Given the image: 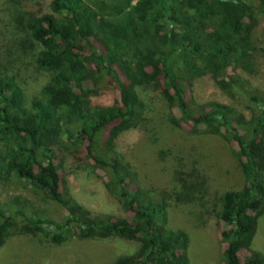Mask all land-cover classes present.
I'll return each mask as SVG.
<instances>
[{"label":"trees","instance_id":"1","mask_svg":"<svg viewBox=\"0 0 264 264\" xmlns=\"http://www.w3.org/2000/svg\"><path fill=\"white\" fill-rule=\"evenodd\" d=\"M259 16L264 0H50L47 10L11 14L36 48L35 66L50 79L27 107L16 76L0 70V180L24 182L59 215L25 199L0 202V248L16 232L54 245L71 237L119 238L138 247L111 264H189L188 236L168 227L166 200L142 187L114 149L142 115L137 89L153 87L173 126L232 146L244 185L219 199L224 264H264L252 249L264 214V92L239 75L252 73ZM202 76L229 98H245L250 116L216 100L195 101L192 79ZM102 88L118 99L95 103ZM65 148L102 172L126 217L98 213L71 196L62 174ZM241 251L248 252L244 261Z\"/></svg>","mask_w":264,"mask_h":264},{"label":"rangeland","instance_id":"2","mask_svg":"<svg viewBox=\"0 0 264 264\" xmlns=\"http://www.w3.org/2000/svg\"><path fill=\"white\" fill-rule=\"evenodd\" d=\"M251 1V0H250ZM50 0H0V70L13 73L23 89L25 105L41 98L40 90L49 81L50 73L37 69L25 33L16 21H9L15 11L27 13L47 10ZM252 73L239 75L249 86L264 92V16L252 32ZM144 104L140 120L133 128L120 134L114 149L127 160L137 182L163 197L167 202L168 227L181 229L188 236L189 264H224L223 228L218 219L219 199L228 190L244 185L232 146L217 135L191 132L187 126H173L168 120V107L153 87L139 88ZM191 95L198 103L216 100L233 106L247 118L250 116L245 98H229L209 76L194 77ZM95 103L111 104L118 95L111 88H102L92 97ZM62 174L71 196L98 213L126 217L119 202L104 186L103 174L95 170L83 155L63 150ZM14 198L28 200L36 208L58 217V209L40 197L24 182L0 180V202ZM134 241L79 239L71 237L61 245L40 241L31 234L16 232L0 248V264H111L121 255L135 251ZM252 249L264 257V214L258 219ZM244 261L247 251H241Z\"/></svg>","mask_w":264,"mask_h":264}]
</instances>
